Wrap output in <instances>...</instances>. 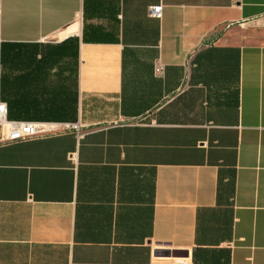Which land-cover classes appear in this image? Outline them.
<instances>
[{
	"label": "crops",
	"instance_id": "1",
	"mask_svg": "<svg viewBox=\"0 0 264 264\" xmlns=\"http://www.w3.org/2000/svg\"><path fill=\"white\" fill-rule=\"evenodd\" d=\"M0 101V264H264V0H0Z\"/></svg>",
	"mask_w": 264,
	"mask_h": 264
},
{
	"label": "built area",
	"instance_id": "2",
	"mask_svg": "<svg viewBox=\"0 0 264 264\" xmlns=\"http://www.w3.org/2000/svg\"><path fill=\"white\" fill-rule=\"evenodd\" d=\"M149 13L155 18H161L163 13L162 6H153L149 8ZM67 130L73 129L71 126ZM0 130L1 141L4 143H17L38 138H45L55 135L59 132L56 125L36 122H10L7 118V105L0 101ZM5 131V133H4ZM175 264H191L188 259L176 258Z\"/></svg>",
	"mask_w": 264,
	"mask_h": 264
}]
</instances>
